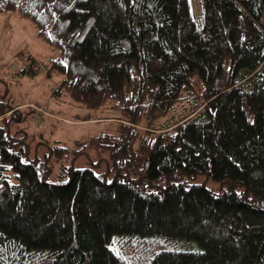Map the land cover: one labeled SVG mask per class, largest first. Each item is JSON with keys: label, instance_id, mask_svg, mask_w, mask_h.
I'll use <instances>...</instances> for the list:
<instances>
[{"label": "trees", "instance_id": "1", "mask_svg": "<svg viewBox=\"0 0 264 264\" xmlns=\"http://www.w3.org/2000/svg\"><path fill=\"white\" fill-rule=\"evenodd\" d=\"M200 1L201 26L189 0H0L56 51L12 85L60 76L53 97L118 115L75 150L107 151L111 182L50 183L0 127V264H264V0ZM175 242L195 247L156 248Z\"/></svg>", "mask_w": 264, "mask_h": 264}, {"label": "rangeland", "instance_id": "2", "mask_svg": "<svg viewBox=\"0 0 264 264\" xmlns=\"http://www.w3.org/2000/svg\"><path fill=\"white\" fill-rule=\"evenodd\" d=\"M189 1L193 19L197 26H201L203 21L201 1ZM55 55L56 51L39 38L37 28L30 19L18 12L11 14L0 12V107L7 109L9 106H16L1 114L0 127H4L9 135L24 140L22 146L28 152L23 157L24 160H37L38 164L48 166L50 183L66 182L68 176L65 170L69 167L92 169L95 174L111 182L116 173L112 169L109 170L112 165L107 151L95 145L87 146L80 155H77L75 150L79 147L77 145L79 141L113 130L114 125L107 121L118 117L116 111L107 107L88 109L69 96L53 97L52 90L61 80L60 76L48 78L43 73L31 77L21 73L17 75L18 85H12L7 82L6 76L3 77V71H7L6 68L1 69L3 64H14L21 69L27 62H31L29 57H34L37 62L47 63ZM29 103L45 105L51 112L44 110L40 116L42 121L37 124L32 118L33 112L28 107ZM17 105L23 106L17 107ZM62 117L69 119V124L62 122ZM6 118L7 120H4ZM85 118L89 120H81ZM56 145L66 148V152L61 157L51 152ZM186 181L188 184L204 185L214 193L227 189V185H222L206 174H198L192 179L186 178ZM165 184V180L159 181V185L165 186ZM242 190L243 187H236L237 192ZM133 241H135L134 236L130 238V242ZM193 247H195L194 243L188 246L185 243L175 242L172 246L158 245L156 248L182 251L191 250ZM116 248L117 246L114 247L115 250Z\"/></svg>", "mask_w": 264, "mask_h": 264}, {"label": "built area", "instance_id": "3", "mask_svg": "<svg viewBox=\"0 0 264 264\" xmlns=\"http://www.w3.org/2000/svg\"><path fill=\"white\" fill-rule=\"evenodd\" d=\"M1 68H6L7 69V71H5L4 74H5L7 80L10 83H14L15 79H14L13 73L16 70V66L14 64L7 65V66L2 65ZM28 107L33 112L32 118L37 122V124L42 121L40 116L42 115L44 110L51 112L47 108V106H41V105H38V104H35V103H29Z\"/></svg>", "mask_w": 264, "mask_h": 264}, {"label": "crops", "instance_id": "4", "mask_svg": "<svg viewBox=\"0 0 264 264\" xmlns=\"http://www.w3.org/2000/svg\"><path fill=\"white\" fill-rule=\"evenodd\" d=\"M21 106H23V105H17V107H21ZM20 111V110H19ZM63 118V120H62V122H64V123H68L69 124V122H70V120L69 119H67V118H64V117H62ZM47 120H48V118H47ZM46 120V121H47ZM50 120H53V121H56V122H58L59 120L57 119V120H54V119H50Z\"/></svg>", "mask_w": 264, "mask_h": 264}]
</instances>
